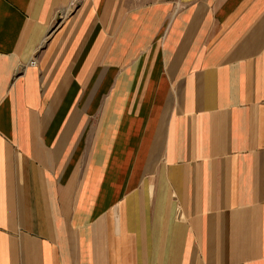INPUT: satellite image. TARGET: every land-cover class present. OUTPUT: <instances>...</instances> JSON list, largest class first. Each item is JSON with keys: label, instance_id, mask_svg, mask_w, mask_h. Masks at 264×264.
I'll list each match as a JSON object with an SVG mask.
<instances>
[{"label": "crops", "instance_id": "0c3cea01", "mask_svg": "<svg viewBox=\"0 0 264 264\" xmlns=\"http://www.w3.org/2000/svg\"><path fill=\"white\" fill-rule=\"evenodd\" d=\"M0 264H264V0H0Z\"/></svg>", "mask_w": 264, "mask_h": 264}, {"label": "built area", "instance_id": "2783aa9c", "mask_svg": "<svg viewBox=\"0 0 264 264\" xmlns=\"http://www.w3.org/2000/svg\"><path fill=\"white\" fill-rule=\"evenodd\" d=\"M35 64H36V62H35V61H32V62H31V65H35Z\"/></svg>", "mask_w": 264, "mask_h": 264}]
</instances>
